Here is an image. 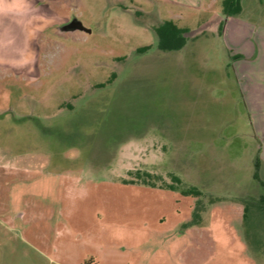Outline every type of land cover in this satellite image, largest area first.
<instances>
[{
  "label": "rangeland",
  "instance_id": "374dc122",
  "mask_svg": "<svg viewBox=\"0 0 264 264\" xmlns=\"http://www.w3.org/2000/svg\"><path fill=\"white\" fill-rule=\"evenodd\" d=\"M222 1L4 0L0 264H264V0ZM73 17L92 31H60ZM170 17L181 51L156 47ZM103 100L130 131L82 149Z\"/></svg>",
  "mask_w": 264,
  "mask_h": 264
},
{
  "label": "trees",
  "instance_id": "16d2710c",
  "mask_svg": "<svg viewBox=\"0 0 264 264\" xmlns=\"http://www.w3.org/2000/svg\"><path fill=\"white\" fill-rule=\"evenodd\" d=\"M222 12L225 16L227 17H231V16H238L243 12V5H242V0H223L222 1ZM224 27H225V20H221L219 23V27H218V34L222 35L223 31H224ZM155 31L157 34V43H156V47L164 52H177V51H181L184 48H186L189 44V32H190V28L189 27H183L178 25L173 19H165L159 26L155 27ZM214 32V31H213ZM204 37V36H202ZM198 39V37H197ZM153 47L152 44L150 45H144L141 47H138L136 49V51L138 53H145L148 50H150ZM125 58V57H123ZM114 75V74H113ZM115 76V75H114ZM113 81V77H111L107 82L101 83L100 86H106L108 83H111ZM106 101V100H105ZM106 102H102V104L100 105L101 107L95 109L96 111V117L94 118V121L91 123V125L94 126H90V127H96V131L93 132H89V133H78L75 132L74 135L77 136H83L85 137V139H88V142L86 141L85 143H80V148L85 149V148H89L90 146H92V143H90V139L93 141L95 138V135L99 136H104L103 139L105 140V146L107 148H110L111 145L113 144H119L121 142H123V139L125 137V133H127L128 131H125V123H121L123 124V128L121 130H118L117 127H113L112 125V121L115 119H113V116H109L107 117L106 115ZM115 109H119L118 105L116 104ZM113 108V107H112ZM119 112H115V115L118 116ZM111 117L113 120H111ZM74 123L76 124L79 121H76L75 119H70L67 123ZM84 124V127L86 126V123L81 121ZM118 124H120V121H115L114 120V125L116 126ZM78 126H81L80 124H77ZM76 125V126H77ZM89 125V123L87 124V126ZM135 129V128H133ZM144 131V130H143ZM97 132H100L101 134H97ZM140 132V131H138ZM141 133V132H140ZM48 134V133H47ZM46 134V135H47ZM142 134V133H141ZM96 136V137H97ZM107 141V142H106ZM107 143V144H106ZM106 148V149H107ZM262 164V161L260 160V156L256 157V162H255V166H256V170L254 172V176L257 179L261 180L260 177V166ZM133 174V173H131ZM155 178H158L157 175H154L151 172L148 171H140L137 170L132 178H124L123 182L127 183V184H135V183H143V184H147L149 186H157V183L155 182ZM165 182V181H164ZM162 182V184H164V186H166L167 188L170 189H179L181 190L182 194L184 195H189V196H196L199 197L201 196L203 193L202 191L197 187V186H190L188 188H180L178 187V185L176 183H182V179L180 176L172 174V182L171 183H167V182ZM262 184L264 186V180H262ZM161 186V185H160ZM261 200L264 201V197H261ZM200 203V201H199ZM197 205V207H199L200 205ZM247 211V207L245 209V212ZM195 216H198L199 214V209L197 210V212L194 213ZM246 216V215H245ZM194 222L195 219H194Z\"/></svg>",
  "mask_w": 264,
  "mask_h": 264
},
{
  "label": "water",
  "instance_id": "95a60500",
  "mask_svg": "<svg viewBox=\"0 0 264 264\" xmlns=\"http://www.w3.org/2000/svg\"><path fill=\"white\" fill-rule=\"evenodd\" d=\"M59 30L62 31V32H68V31H77V30H81V31H85V32H91L92 29L85 26L83 21L77 17H73V19L64 24V25H61L59 27Z\"/></svg>",
  "mask_w": 264,
  "mask_h": 264
},
{
  "label": "crops",
  "instance_id": "0c3cea01",
  "mask_svg": "<svg viewBox=\"0 0 264 264\" xmlns=\"http://www.w3.org/2000/svg\"><path fill=\"white\" fill-rule=\"evenodd\" d=\"M242 4H243V0H242ZM244 10V9H243ZM230 18V17H229ZM229 18H227V20L229 19ZM231 18H232V16H231ZM169 19H173L172 17H170ZM174 21H175V19H173ZM264 158V157H263ZM264 160V159H263ZM262 160V161H263ZM99 262H98V260H96V259H94V260H91V261H89V262H85V264H98Z\"/></svg>",
  "mask_w": 264,
  "mask_h": 264
},
{
  "label": "clouds",
  "instance_id": "9594fccd",
  "mask_svg": "<svg viewBox=\"0 0 264 264\" xmlns=\"http://www.w3.org/2000/svg\"><path fill=\"white\" fill-rule=\"evenodd\" d=\"M4 3V0H0V5H2Z\"/></svg>",
  "mask_w": 264,
  "mask_h": 264
}]
</instances>
